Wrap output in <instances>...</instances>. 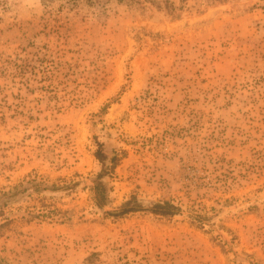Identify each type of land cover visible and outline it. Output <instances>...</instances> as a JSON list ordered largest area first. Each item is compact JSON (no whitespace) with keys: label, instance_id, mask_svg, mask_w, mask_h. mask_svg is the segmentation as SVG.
Wrapping results in <instances>:
<instances>
[{"label":"rangeland","instance_id":"374dc122","mask_svg":"<svg viewBox=\"0 0 264 264\" xmlns=\"http://www.w3.org/2000/svg\"><path fill=\"white\" fill-rule=\"evenodd\" d=\"M1 224L0 264H264V0H0Z\"/></svg>","mask_w":264,"mask_h":264},{"label":"trees","instance_id":"16d2710c","mask_svg":"<svg viewBox=\"0 0 264 264\" xmlns=\"http://www.w3.org/2000/svg\"><path fill=\"white\" fill-rule=\"evenodd\" d=\"M44 3H48L52 0H43ZM70 5H75L78 3V0H67ZM86 2H93L94 0H85ZM110 1V0H109ZM119 3L126 4L130 7L135 8H145L146 4L149 3L153 5L158 10L166 12L168 15L172 16L173 18H178L182 14L183 10L187 7V2L189 0H115ZM96 157L102 163V170L98 173L97 179L95 180L93 190L95 193L97 204L103 207L108 201V193L105 183L103 182V177L107 175L111 171V166L106 164V160L108 158L107 154L103 150V143L98 142V149L96 151ZM115 158H112L114 160ZM23 185L19 183L14 187V190L10 191L6 194V198H10L15 196L21 192H25L27 189L22 187ZM6 200L3 201V203ZM137 211H146L151 212L156 215L162 216H174L181 212V205L175 203L171 199H164L152 202L149 205H144L139 200L137 195L132 194L128 199L122 202L118 208L115 210L107 211V214L114 215V216H124L129 213L137 212ZM4 224V223H2ZM0 225V228L2 226ZM97 252H93L90 254L83 264H98L94 260Z\"/></svg>","mask_w":264,"mask_h":264}]
</instances>
